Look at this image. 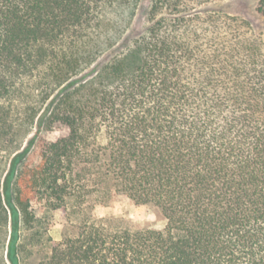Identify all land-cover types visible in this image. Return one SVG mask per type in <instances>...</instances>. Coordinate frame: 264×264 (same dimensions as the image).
Masks as SVG:
<instances>
[{
    "label": "trees",
    "instance_id": "obj_1",
    "mask_svg": "<svg viewBox=\"0 0 264 264\" xmlns=\"http://www.w3.org/2000/svg\"><path fill=\"white\" fill-rule=\"evenodd\" d=\"M209 1L151 0L146 24L125 35L141 0H0V97L32 80L46 104L39 126L63 131L42 141L35 167L19 168L28 147L11 159L0 192L10 264L31 200L64 199L91 128L92 173L158 206L165 226L92 222L43 264H264V23L196 10ZM119 38L121 50L77 77ZM7 116L0 106V141Z\"/></svg>",
    "mask_w": 264,
    "mask_h": 264
},
{
    "label": "rangeland",
    "instance_id": "obj_2",
    "mask_svg": "<svg viewBox=\"0 0 264 264\" xmlns=\"http://www.w3.org/2000/svg\"><path fill=\"white\" fill-rule=\"evenodd\" d=\"M258 1L212 0L198 5L196 10L225 11L250 18L255 24H263L264 19L256 15ZM150 3L151 0H141L125 35H129L132 29L140 30L146 24ZM118 42L93 66L91 63L77 77L90 78L92 67L103 63L124 47L123 38H119ZM29 84L10 98L0 97V106H5L9 111L7 116L9 128L0 141V192L8 181L10 184V180H6L5 177L11 159L17 152L28 147L20 169L24 166L35 167L41 160L42 141H54L63 132L55 126L51 128L46 125L39 126L38 116L44 111L46 104L35 95L39 89L34 88V82L31 80ZM32 106L37 110L34 120L32 110L29 109ZM105 141V134L102 132L96 142ZM14 180L15 177L13 183ZM63 195L64 199L59 200L41 191L31 200L30 209L35 219L30 225H26L23 221L20 223L18 251L20 264L46 263L52 255L55 242L77 236L83 226L92 225V222L111 229H161L165 226V217L158 206L151 203L137 204L117 193L112 182L103 178L101 171L96 170L92 173V128L87 134L83 151L75 157L66 192ZM6 207L8 219L0 222V264H10L8 245L12 233V219L10 208L8 205Z\"/></svg>",
    "mask_w": 264,
    "mask_h": 264
}]
</instances>
